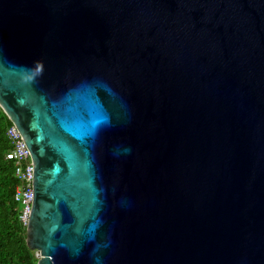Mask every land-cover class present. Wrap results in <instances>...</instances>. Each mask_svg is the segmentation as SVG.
<instances>
[{
	"label": "water",
	"instance_id": "95a60500",
	"mask_svg": "<svg viewBox=\"0 0 264 264\" xmlns=\"http://www.w3.org/2000/svg\"><path fill=\"white\" fill-rule=\"evenodd\" d=\"M0 108L37 264H264V0H0Z\"/></svg>",
	"mask_w": 264,
	"mask_h": 264
},
{
	"label": "trees",
	"instance_id": "16d2710c",
	"mask_svg": "<svg viewBox=\"0 0 264 264\" xmlns=\"http://www.w3.org/2000/svg\"><path fill=\"white\" fill-rule=\"evenodd\" d=\"M12 122L0 108V264H37L27 244V231L19 219L20 206L14 201L19 181L13 161L6 160L12 145L6 135Z\"/></svg>",
	"mask_w": 264,
	"mask_h": 264
},
{
	"label": "built area",
	"instance_id": "2783aa9c",
	"mask_svg": "<svg viewBox=\"0 0 264 264\" xmlns=\"http://www.w3.org/2000/svg\"><path fill=\"white\" fill-rule=\"evenodd\" d=\"M6 135L12 145L11 150L6 153V160L14 162L15 177L19 181L14 201L20 206V222L27 228L34 200V164L30 150L17 127L12 124Z\"/></svg>",
	"mask_w": 264,
	"mask_h": 264
},
{
	"label": "rangeland",
	"instance_id": "374dc122",
	"mask_svg": "<svg viewBox=\"0 0 264 264\" xmlns=\"http://www.w3.org/2000/svg\"><path fill=\"white\" fill-rule=\"evenodd\" d=\"M35 256H36V258H38L40 255H39V252H36L35 253Z\"/></svg>",
	"mask_w": 264,
	"mask_h": 264
}]
</instances>
